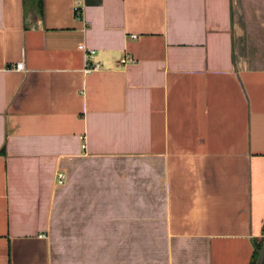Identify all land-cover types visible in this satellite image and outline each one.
Masks as SVG:
<instances>
[{
  "label": "crops",
  "instance_id": "0c3cea01",
  "mask_svg": "<svg viewBox=\"0 0 264 264\" xmlns=\"http://www.w3.org/2000/svg\"><path fill=\"white\" fill-rule=\"evenodd\" d=\"M37 1L0 0V264H251L264 0Z\"/></svg>",
  "mask_w": 264,
  "mask_h": 264
},
{
  "label": "built area",
  "instance_id": "2783aa9c",
  "mask_svg": "<svg viewBox=\"0 0 264 264\" xmlns=\"http://www.w3.org/2000/svg\"><path fill=\"white\" fill-rule=\"evenodd\" d=\"M82 2H83V0H74L73 5H72V11L74 12L76 18L80 19L83 22V24H85L84 20L82 19L83 18L82 17ZM131 38L134 39L135 36H131ZM78 50L86 54L85 55L86 59L92 58L94 55V51H87L83 45H79ZM99 69H100L99 64L90 65V66L86 65L84 72L88 73V72H92V71H98ZM13 70L16 72H24L23 63L16 64L15 67L13 68ZM58 184L59 185L64 184V174L58 175Z\"/></svg>",
  "mask_w": 264,
  "mask_h": 264
},
{
  "label": "water",
  "instance_id": "95a60500",
  "mask_svg": "<svg viewBox=\"0 0 264 264\" xmlns=\"http://www.w3.org/2000/svg\"><path fill=\"white\" fill-rule=\"evenodd\" d=\"M264 263V239L262 241L261 247L257 253L254 264H263Z\"/></svg>",
  "mask_w": 264,
  "mask_h": 264
},
{
  "label": "trees",
  "instance_id": "16d2710c",
  "mask_svg": "<svg viewBox=\"0 0 264 264\" xmlns=\"http://www.w3.org/2000/svg\"><path fill=\"white\" fill-rule=\"evenodd\" d=\"M40 5H41V1L38 0L36 2V8L39 9ZM262 241H263V239L260 242L254 244V255H253V260H252L251 264H254V262H255V259L257 257V253H258V251H259V249L261 247Z\"/></svg>",
  "mask_w": 264,
  "mask_h": 264
}]
</instances>
